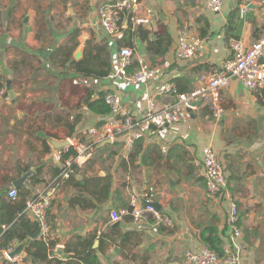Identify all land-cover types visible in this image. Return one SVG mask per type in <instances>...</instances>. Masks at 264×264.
I'll use <instances>...</instances> for the list:
<instances>
[{"label":"crops","instance_id":"crops-1","mask_svg":"<svg viewBox=\"0 0 264 264\" xmlns=\"http://www.w3.org/2000/svg\"><path fill=\"white\" fill-rule=\"evenodd\" d=\"M111 1L0 0V78L7 93L0 92V199L16 188V204L24 201L22 191L28 192V201L57 176L64 154L78 145L92 146L85 163L53 198L47 260L33 256L35 243H45L42 233L30 238L41 229L37 221L21 215L7 224L0 210V225H7L0 236L15 226L24 236L12 240L9 249L0 242V264H85L80 257L88 255H95L97 264H179L210 236L234 248L239 264H264V89L251 91L233 79L220 91L224 114L219 120L204 103L183 124H164L162 116L166 104H180L165 93L168 84L190 92L232 58L230 39H242L246 46L258 40L264 32V0H225L214 14L208 0H140L145 10L137 25L152 42L161 43L162 54H150L148 43H142L144 53L138 52L135 63L160 72L139 85L119 73L117 41L124 31L114 38L101 26L100 10ZM149 9L154 16L146 13ZM128 25L126 19L124 29ZM182 31L201 41L188 61L176 55ZM90 40L93 46L109 42L112 71L105 78L85 77L72 67ZM76 44L72 59L62 66V53ZM110 93L121 97L136 126L105 140L89 131L112 114L89 105ZM151 102L153 117L148 118ZM49 138L68 140L74 147L54 150ZM207 147L224 167L228 199L208 196ZM30 170L25 187H15ZM104 185H109L106 195L101 194ZM149 188L171 226L156 227L152 220L134 224L130 218L111 222L113 210L128 208ZM232 203L240 215L239 238H233L228 223ZM13 252L18 255L11 258Z\"/></svg>","mask_w":264,"mask_h":264},{"label":"built area","instance_id":"built-area-1","mask_svg":"<svg viewBox=\"0 0 264 264\" xmlns=\"http://www.w3.org/2000/svg\"><path fill=\"white\" fill-rule=\"evenodd\" d=\"M225 0H208V10L211 13H220ZM145 10L140 0H112L103 5L100 10V23L104 32L110 37H119L124 31L123 23L127 21L132 24V28L138 27V17ZM243 8L241 14L247 12ZM154 16L152 9L146 12ZM201 41L198 38L190 36L187 31L179 34V46L177 49V59L188 61L192 59L200 47ZM229 45L232 51V58L223 64L222 70L204 80V83L190 92L181 93L174 84H168L165 87V93L172 94L179 100V105L168 103L162 111L163 123L165 124H183L190 116L192 111L197 110L203 103L207 104L215 119L219 120L224 114L221 104L220 91L229 86L235 79L244 87L251 91L264 89V32L257 41L246 46L242 39H230ZM138 54L136 48L123 47L119 50L118 64L119 73L130 84L139 85L146 83L152 74H158L159 68H148L140 65L133 72L128 71L135 64V58ZM3 95V92H1ZM105 102L109 106L112 119L102 124L99 128L90 129L89 135L98 136L105 140H113L120 133L132 130L136 123L129 115L128 111L122 106V99L115 93L105 96ZM196 106V104H198ZM153 105L150 103L148 118L153 117ZM71 147L73 144L70 142ZM92 146L78 145L75 156H70L64 161L62 171L51 182L38 190L36 195L27 201L23 216H32L41 228L43 240L48 242L49 225L48 216L52 208L53 198L65 180H69L75 174L76 168L85 163V159ZM204 168L206 177V187L209 198L223 197L228 199V191L225 190L226 178L224 167L221 164L217 153L210 147L203 151ZM85 158V159H84ZM18 190L11 189L8 193L10 202L17 200ZM142 199V201H141ZM141 199H132L128 208L113 210L110 214L111 222L117 223L126 218H130L134 224L142 220H152L153 225L171 226L172 221L169 216L164 215L153 203L155 202V190L149 188L141 196ZM229 227L233 238L242 236L240 229V215L237 204L232 203L229 216ZM4 231L7 225H0ZM1 242V236H0ZM240 254L231 246L223 247V255L211 250L207 246H202L198 251L188 250L185 253L184 260L179 264H239ZM168 264H176L169 262Z\"/></svg>","mask_w":264,"mask_h":264},{"label":"trees","instance_id":"trees-1","mask_svg":"<svg viewBox=\"0 0 264 264\" xmlns=\"http://www.w3.org/2000/svg\"><path fill=\"white\" fill-rule=\"evenodd\" d=\"M125 24V21L123 23V26ZM125 27V26H124ZM139 39L141 43L147 42L148 43V52L150 54H155V55H161L162 54V45L158 41L152 42V39L150 38V33L143 29L142 27L138 26L135 29L132 28V24L129 23L127 28L124 29V34L121 38L118 39L117 41V46L119 50L123 47H130V48H137L136 44V39ZM238 39V38H234ZM79 44L74 45L69 53H62L64 56L63 61H61V65L65 67L66 63L72 59L73 54L75 50L78 48ZM110 46L109 42H106L104 45H92V41H88L87 46L84 50V55L82 59L76 61L73 60L72 62V67L75 69L76 72L83 74L85 77H93L96 79H101L105 78L110 75L112 71V63H111V57H110ZM140 65L136 62L132 67L128 69V71L133 72L134 69H137ZM5 89V84L2 83V80L0 78V92H3L2 90ZM180 92H184L181 91ZM6 92H3V95H6ZM105 96L106 95H101L100 99L97 100L95 103L90 104L89 106L98 110H101L103 114H110L111 110L109 106L105 102ZM76 151L70 150L66 154H64V158L68 159L70 156H75ZM62 169H57L55 171L56 175H59L61 173ZM109 190V185H104L101 188V194L106 195ZM23 195V203L21 204H16V201L10 202V200L5 199L2 197L0 199V210H4V215L8 218L5 220L4 216H1L2 221L6 222L7 224L14 223L18 217L22 215L23 211L26 208L27 204V197L28 192H23L21 193ZM89 204H86V207H89ZM16 226L5 233L1 235V247L3 249H9L10 248V243L12 240L15 238H20L21 240L24 239V236H19L17 234ZM94 237V236H93ZM203 242L206 244L208 248L211 250L219 253L220 255H223V245L222 242L214 237H205L202 239ZM38 249V252L34 253L33 256L35 255L36 257L40 258L41 260H47L48 256V250L51 248L50 243H44L42 242H37L35 243ZM35 244L33 246H35ZM54 245V244H53ZM90 246V245H89ZM90 248V247H89ZM92 251V248L90 249ZM93 252V251H92ZM80 260H82L85 264H97L98 263V258L95 255H88L86 257H80Z\"/></svg>","mask_w":264,"mask_h":264},{"label":"water","instance_id":"water-1","mask_svg":"<svg viewBox=\"0 0 264 264\" xmlns=\"http://www.w3.org/2000/svg\"><path fill=\"white\" fill-rule=\"evenodd\" d=\"M137 50H138V52L140 53V54H142L143 55V51H144V47H143V45H142V43H141V41L140 40H138L137 41ZM81 55H82V50H80L77 54H76V59H79L80 57H81ZM9 86H10V83L8 82L7 83V88H9ZM9 95L12 97L13 95H14V93L11 91V90H9ZM197 105H199V103L198 104H196V106ZM49 144H50V146L54 149V150H63V149H67V148H69V147H71V144H70V142L68 141V140H63V141H59V140H56V139H54V138H49ZM32 172H33V170H30V171H28L27 173H25L18 181H16L15 183H14V186L15 187H25V181H27L30 177H31V175H32ZM153 205L158 209V210H160V208H159V204L157 203V202H154L153 203ZM41 235V229L39 230V232L37 233V234H35V235H31L30 236V238H37L38 236H40ZM58 254L59 255H61V256H64V257H66L67 255H65L64 253H63V248H59V250H58ZM18 254L16 253V252H13V253H10L9 254V256L11 257V258H14V257H16Z\"/></svg>","mask_w":264,"mask_h":264}]
</instances>
